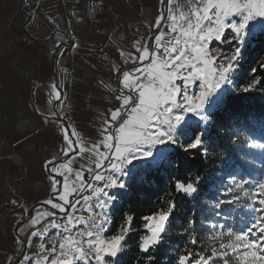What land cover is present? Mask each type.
<instances>
[{
	"label": "crops",
	"instance_id": "obj_1",
	"mask_svg": "<svg viewBox=\"0 0 264 264\" xmlns=\"http://www.w3.org/2000/svg\"><path fill=\"white\" fill-rule=\"evenodd\" d=\"M204 6L205 0H0V264H52L67 258V239L77 247L92 201L103 214L116 132L134 106L123 105L135 95L124 72L139 76L135 69L150 64L153 53L162 60L170 26L181 25L182 34ZM242 12L226 20L240 23ZM263 28L264 16H254L244 29Z\"/></svg>",
	"mask_w": 264,
	"mask_h": 264
},
{
	"label": "trees",
	"instance_id": "obj_2",
	"mask_svg": "<svg viewBox=\"0 0 264 264\" xmlns=\"http://www.w3.org/2000/svg\"><path fill=\"white\" fill-rule=\"evenodd\" d=\"M241 56L234 90L227 92L209 113V127L201 144L197 148L171 149L164 161L139 170L126 182L118 203L111 209L108 234H117L127 217L132 218V226L115 264H178L181 254L209 256L213 250L222 253L213 258L227 257L228 240L223 239L224 232H218L215 224L225 209V197L239 196V189H223V179L246 177L255 159L250 144H264V29L249 36ZM260 176L264 179V174ZM176 180L197 182L195 194L177 193ZM173 200L175 208L161 242L142 253L138 247L145 234L142 218L167 209ZM190 219L194 221L192 226L188 224Z\"/></svg>",
	"mask_w": 264,
	"mask_h": 264
},
{
	"label": "snow or ice",
	"instance_id": "obj_3",
	"mask_svg": "<svg viewBox=\"0 0 264 264\" xmlns=\"http://www.w3.org/2000/svg\"><path fill=\"white\" fill-rule=\"evenodd\" d=\"M212 8L216 9L214 16L209 15ZM240 10H243L242 15L240 14L242 16L240 23L228 22L226 20L229 16L238 14ZM200 11L203 12V15H200L199 12H193V15L197 17V22L194 25H190L188 29L182 30V35L185 37L183 47L171 49L165 47V57L159 61L156 58V53H153L150 64L135 69V72L139 76H133L129 72H124V86L130 89L131 92H134L135 95L124 97L123 105L127 106L132 103L134 106L130 108L128 118L123 121L116 132L113 158L118 160L119 163L111 165L113 172H118L125 164L130 163L137 153L145 157L150 156V151L141 152L143 146L160 144L172 140V136L168 135L167 132L176 121L181 119V114L176 111L177 109L191 112L202 107L205 95L204 91L196 97L195 103L187 95H184L186 104L181 105L177 103V96L180 93V89L176 86L178 79L185 82V90L187 82L194 78L203 80L208 85L207 88L212 90L219 87L221 82H224L226 74L232 69L237 55L231 57L227 66L220 67L218 78L210 83L206 69L211 61L206 58L207 53L205 52V48L210 42L225 38V36H222V33L226 35L227 30H231L237 35L241 34L246 22L250 18L264 16V0H205V6ZM159 19L157 20V27L159 26ZM193 28L198 31L194 32ZM173 30L175 29L173 28ZM155 39L157 42L156 47L160 48L161 35H157ZM179 42V39H177L178 44ZM189 50L193 54L191 58H189ZM147 53L148 48L145 47L143 53L139 56V61L142 65L148 59ZM181 60L184 63H181ZM189 68L190 71L188 70ZM185 71L187 72L186 75L178 76V73ZM141 78H143L144 82H140ZM118 116L119 110L113 111L111 114L112 120H116ZM67 139L68 137L65 136L66 141ZM107 139H110V137L106 138V141ZM200 144L201 139L197 135L187 145V148H197ZM104 147L111 148L112 145L105 142ZM101 166L99 162L96 165L97 169L101 168ZM53 172H55V169H53ZM102 179L103 177L100 174L95 176L96 181H101ZM196 183L176 180L175 190L177 193L191 196L196 191ZM246 184L247 180L239 179L236 181L235 187L242 188ZM117 185L122 187V181L113 178L107 187L110 188ZM104 195L105 197H109L108 191H105ZM60 199L66 200V196L61 195ZM251 199L253 205H255V211L259 215L257 220L246 230L250 242L240 246L246 249L242 252L240 264H264V180H261L255 186ZM47 203H51V201H47ZM219 206L218 204L217 207ZM52 207L61 208V211H63L61 205L53 204ZM174 208L175 201L173 200L169 202L167 209L155 211L142 218L144 220L143 228L146 230V234L141 236L138 245L142 253H148L150 249L159 245L166 223ZM33 223H35V220ZM69 223H71V216L69 217ZM193 223V219L188 221L189 226H192ZM131 226L132 218L127 217L119 232L105 239L100 235L101 232H106L108 229L105 227V224L94 225L96 230L95 238L90 239L88 243L95 250L96 261H103L105 258L111 257L114 262V259L123 251V245L130 233ZM219 227L222 229L223 225ZM243 235L238 236L237 240H241ZM88 236L93 237V232L89 231ZM192 242L196 243L195 240ZM67 243L69 251L64 253V256L67 258L59 261L54 260L52 264H73L71 258L73 251L80 258H83L82 250L75 247V241L67 239ZM65 246L64 242L60 244L61 249H64ZM220 247L224 248L225 245L222 244ZM232 250L235 251V247ZM221 254L213 250L211 255H199L195 260H192V253L181 254L178 256V264H188L189 261H191V264H210L214 256Z\"/></svg>",
	"mask_w": 264,
	"mask_h": 264
},
{
	"label": "rangeland",
	"instance_id": "obj_4",
	"mask_svg": "<svg viewBox=\"0 0 264 264\" xmlns=\"http://www.w3.org/2000/svg\"><path fill=\"white\" fill-rule=\"evenodd\" d=\"M180 26L172 24L169 28L168 44L170 49L184 46L185 37L180 34ZM173 28L175 30H173ZM251 34L252 33H250V31H246V29H243L242 33L238 35L231 30H227L226 35L225 33H222V36H225V38L219 41L210 42L205 48V52L207 53L206 58L211 61V63L208 65V68L206 69V71L208 72L210 83L214 82V80L218 78L220 67L227 66V63L231 60V57L237 55L232 69L226 74L224 82H221L219 87H216L214 90L208 89V85L203 80L194 78L187 82V88L185 90V82L183 80H177L176 86L180 89V93L177 96V103L181 105L186 104L184 95L191 97L193 103H195L196 97H198L202 91L205 92V95L203 97L201 108L191 112L181 109L176 110L177 112H180L181 119L176 121L172 125L171 129L167 132L168 135L172 136V140L160 144L143 146L141 152L150 151L151 155L145 157L140 153L135 154V158L131 159V162L125 164L118 172H113L111 169V165L114 163L118 164L119 161L115 159L108 162V175L110 176V183L111 179L116 178L122 181L123 186L121 187L117 185L106 188L109 197H104V199L102 200V207L100 209L103 214H107L108 211H111L113 206L118 203L120 199V197L118 196L122 195L121 192H123L125 188L124 184H126V182L136 172H138L139 170H147L158 165L161 161L165 160L167 153L171 149L176 147L181 149L187 148V145L192 141L193 138L199 135L201 139L203 134L206 133L210 122L209 113L221 103L222 98L227 92L234 90V76L237 72V64L242 58V47L244 43L249 39V36ZM177 39H179L180 41L179 44L177 43ZM192 55L193 54L189 50V58H191ZM180 62L184 63L183 60H181ZM188 70L190 71V68ZM186 74L187 72L185 71L178 73V76H183ZM250 148L252 150V156L253 158H255L254 161H252V168L251 170H249L250 173H248V175L244 178H241L238 175H233L229 179H223L224 181L222 184V188L227 189L229 187L231 188V191L232 189H237L235 187V183L239 179L247 180V184L245 187L238 188L239 196L233 197L230 195L228 197H225V199H228L225 205L226 210L224 209L222 213H220V219H216L217 223L215 224V226L218 232H224L225 235L223 236V239L228 240V243L226 245L228 248L227 257L213 258L210 261V264H240L242 252L246 250L240 246L246 245L250 242L247 237L246 230L257 220V217L259 215V213L255 211V205H253L251 197L255 190V186L261 180H264L260 179V175L264 174V168L262 167L264 144L261 141L254 143L252 142L250 144ZM110 183L108 185H110ZM217 185H219V183H216L215 188H217ZM193 194H195V192ZM220 225H223L222 229L219 227ZM105 227L108 228L107 231L101 232L100 235L102 238L107 239L111 235L108 234L109 225H105ZM242 234H244L243 238L238 241L237 237L241 236ZM94 238L95 235L86 239L85 247L88 251H82L83 258H80V256L73 251L71 257L73 264H115L116 262H118L124 251V245L123 251L114 259V262L113 258L111 257H107L103 261H96L95 250L94 248H91L88 243L90 239ZM233 247H235V251L232 250ZM77 248L79 247L77 246ZM196 258L197 257H192V260H195ZM188 264H191V261H189Z\"/></svg>",
	"mask_w": 264,
	"mask_h": 264
},
{
	"label": "built area",
	"instance_id": "obj_5",
	"mask_svg": "<svg viewBox=\"0 0 264 264\" xmlns=\"http://www.w3.org/2000/svg\"><path fill=\"white\" fill-rule=\"evenodd\" d=\"M93 209L90 211V219L81 227V234L79 236V241L77 246L82 249V251L87 252L86 239L89 238L88 232L92 231L93 235H95L94 225L97 224H105L110 225L112 223L111 211H108L107 214H99L98 208L95 201H92ZM107 222V223H105Z\"/></svg>",
	"mask_w": 264,
	"mask_h": 264
}]
</instances>
